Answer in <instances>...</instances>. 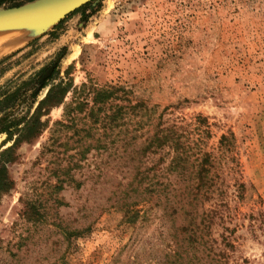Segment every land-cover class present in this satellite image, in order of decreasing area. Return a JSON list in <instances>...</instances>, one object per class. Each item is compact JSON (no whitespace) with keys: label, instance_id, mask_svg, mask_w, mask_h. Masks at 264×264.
Wrapping results in <instances>:
<instances>
[{"label":"rangeland","instance_id":"obj_1","mask_svg":"<svg viewBox=\"0 0 264 264\" xmlns=\"http://www.w3.org/2000/svg\"><path fill=\"white\" fill-rule=\"evenodd\" d=\"M86 14V21L81 12L66 16L54 39L25 47L29 35L13 48L0 45V56L7 53L0 59L23 48L0 65V90L59 62L55 82L120 87L128 95L115 104L146 103L152 112L139 134L151 135L159 120L175 124L216 158L221 136L233 135L238 172L214 170L224 195L192 207L183 189L167 202L163 192L140 196L147 220L126 223L113 193L128 174L113 158L134 135V123L124 117L118 127L98 129L80 121L88 136L63 129L52 143L53 124L63 119V106L54 108L42 118L49 127L4 165L13 188L0 195V264H163L185 244L174 229L197 226L205 212L213 219L205 238L211 252L190 253L203 259L197 263L264 264V0H94ZM4 140L0 135V153L12 145ZM235 179L245 187L240 198ZM87 225L79 237L63 234Z\"/></svg>","mask_w":264,"mask_h":264},{"label":"trees","instance_id":"obj_2","mask_svg":"<svg viewBox=\"0 0 264 264\" xmlns=\"http://www.w3.org/2000/svg\"><path fill=\"white\" fill-rule=\"evenodd\" d=\"M4 1L6 2V0H0V5ZM7 1L11 4L6 7L13 8L34 0ZM93 1L77 9L74 13L81 12L84 21H86L91 16L86 12ZM93 13L94 11L91 12V14ZM59 26L60 23L53 28V31L32 40L25 47H30L44 36L56 38L55 32ZM22 50L23 48L0 59V65ZM58 63H54L50 72L48 71L49 67L42 68L12 90H0V135H5L3 144L12 143L10 147L0 153V195L13 188V182L6 177L4 165L17 160L15 150L20 145L30 144L41 136L43 131L49 127L50 122L48 118H42L47 117L52 109L61 106H63V119L53 124L56 129L51 132L52 143H56L58 139L55 138V134L63 129L73 130L74 135L79 136L80 133H84L88 136L90 129H81L80 121L85 124L88 121L90 124L99 126L98 129L105 125L118 127L124 117L134 123L132 125L134 135L129 138L128 143H125L123 153H119L118 148L114 149L116 158H113L116 161L117 170L121 169L128 174V182L126 184L118 183L117 189L113 193L114 200L118 202L117 207L122 211L124 222L134 224L141 219L147 220L150 210L140 211L139 209L141 202H144L139 197L145 194L163 192L165 193V202H167V195L172 192H180L183 189V192H187L186 199L189 207L195 206L198 202L203 204L214 193L213 198L216 197V200L224 195V191L220 190L223 181H220L217 176H213L212 172L223 166H226L231 175L238 172V163L233 157V135L221 136L218 142V151L221 157L216 158L213 154L198 148L197 145H192L190 137L175 124L165 125L162 120H159L151 135L148 133L139 134L148 124L152 112L146 103L141 100L132 103L127 98L126 106L115 104L116 101L122 100L121 98L125 97L124 99H126L128 95L120 87L99 88L90 83L82 84L77 88L73 86L71 80L55 82L56 77L59 76ZM47 71L49 74L45 76ZM44 89H47V92L43 98L39 99V95ZM68 94H71V99L66 103L65 99ZM81 113H84L83 117H79ZM97 148L105 149L99 141ZM86 152H88V148L84 149L82 146V151H79V154L85 156ZM152 156L159 157L157 161L149 163ZM234 182L238 197H242L244 184L236 179ZM29 207L31 215L36 216L33 220L37 221L41 214L35 205L31 204ZM212 225V215L205 212L199 216L197 226L194 227L189 223L175 228L174 237L183 236L185 244H181L178 247L179 250L174 252L175 255L172 256V259L168 257L163 264H183V261H187V264H207L206 262L197 263L198 260L203 259L189 254L211 252L205 238L210 237ZM90 228L91 226L87 225L80 230L67 231L64 229L63 234L66 238L79 237L88 233ZM216 262V264H220V262Z\"/></svg>","mask_w":264,"mask_h":264},{"label":"water","instance_id":"obj_3","mask_svg":"<svg viewBox=\"0 0 264 264\" xmlns=\"http://www.w3.org/2000/svg\"><path fill=\"white\" fill-rule=\"evenodd\" d=\"M91 1L92 0H34L18 7L0 8V30L10 28H35L36 31L23 43L25 44L28 41L31 42V40L44 35L48 27L56 26L66 16ZM6 54L7 53L2 56ZM49 72H47L45 76H47Z\"/></svg>","mask_w":264,"mask_h":264},{"label":"bare ground","instance_id":"obj_4","mask_svg":"<svg viewBox=\"0 0 264 264\" xmlns=\"http://www.w3.org/2000/svg\"><path fill=\"white\" fill-rule=\"evenodd\" d=\"M35 31L36 29L33 27L32 28H10V29L0 30V45H2L3 48H6V47L13 48L15 44L19 43L23 38L31 35ZM28 38H25V39H28Z\"/></svg>","mask_w":264,"mask_h":264}]
</instances>
